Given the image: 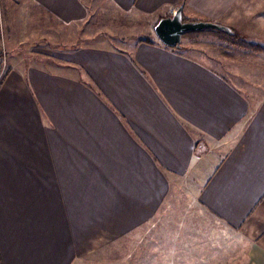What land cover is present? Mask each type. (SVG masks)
<instances>
[{"label":"crops","instance_id":"1","mask_svg":"<svg viewBox=\"0 0 264 264\" xmlns=\"http://www.w3.org/2000/svg\"><path fill=\"white\" fill-rule=\"evenodd\" d=\"M4 2L27 23L0 32V264H73L141 234L182 181L241 244L228 264H264V97L250 98L189 42L113 46L72 35L92 30L107 6L154 27L183 5L185 21L235 28L251 4ZM59 36L73 41L37 47ZM199 245L197 262L220 263Z\"/></svg>","mask_w":264,"mask_h":264},{"label":"rangeland","instance_id":"2","mask_svg":"<svg viewBox=\"0 0 264 264\" xmlns=\"http://www.w3.org/2000/svg\"><path fill=\"white\" fill-rule=\"evenodd\" d=\"M249 4L251 10L245 19L246 26L230 27L240 37L207 29L186 33L182 41L191 43L196 50L195 56L232 79L255 100L264 97V0H246L245 5ZM105 9L92 15V30L77 29L72 33L77 36V43L88 41L85 39L87 31L95 35L89 41H110L113 46L121 45V39L125 40V45H130L139 39L158 38L155 26L146 19L117 13L109 6ZM11 23L13 27L25 26L26 16L19 5L10 7L4 2L0 9V32L8 34ZM72 41L64 36L55 41L47 38L37 47L47 53L56 47L50 43ZM28 50L31 51V45ZM0 56L2 62V54ZM233 236L234 232H226L218 220L198 203L190 184L184 185L182 181L178 189H174L171 202L162 205L156 218L141 234L131 233L118 242H110L78 257L73 264H203L196 261L197 252L202 247L197 245L201 242L209 252L214 250L220 254L219 264H228L235 260L241 249V244Z\"/></svg>","mask_w":264,"mask_h":264},{"label":"water","instance_id":"3","mask_svg":"<svg viewBox=\"0 0 264 264\" xmlns=\"http://www.w3.org/2000/svg\"><path fill=\"white\" fill-rule=\"evenodd\" d=\"M213 29L234 35L235 32L228 26L211 21H185L183 5L169 17L162 18L155 25L154 31L158 39L167 47L180 48L183 35L189 32Z\"/></svg>","mask_w":264,"mask_h":264},{"label":"trees","instance_id":"4","mask_svg":"<svg viewBox=\"0 0 264 264\" xmlns=\"http://www.w3.org/2000/svg\"><path fill=\"white\" fill-rule=\"evenodd\" d=\"M185 1L186 0H183V2H182V4H184L185 3ZM234 31V30H233ZM235 32V34L234 35H232V36H235V37H240V35H239V33H237L236 31H234ZM142 41H149V42H151V40L150 39H139V42H142Z\"/></svg>","mask_w":264,"mask_h":264}]
</instances>
